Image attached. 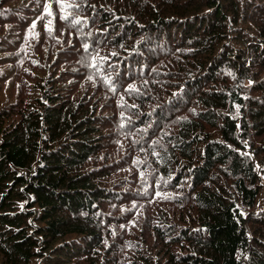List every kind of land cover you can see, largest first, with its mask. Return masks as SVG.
<instances>
[{
  "label": "trees",
  "instance_id": "trees-1",
  "mask_svg": "<svg viewBox=\"0 0 264 264\" xmlns=\"http://www.w3.org/2000/svg\"><path fill=\"white\" fill-rule=\"evenodd\" d=\"M0 96V264H264V0H0Z\"/></svg>",
  "mask_w": 264,
  "mask_h": 264
},
{
  "label": "rangeland",
  "instance_id": "rangeland-1",
  "mask_svg": "<svg viewBox=\"0 0 264 264\" xmlns=\"http://www.w3.org/2000/svg\"><path fill=\"white\" fill-rule=\"evenodd\" d=\"M45 49H47L46 44H44V46H43V50H45ZM110 77H111V76H110ZM111 78H112V77H111ZM7 84H8V83H7ZM16 85H17V83H16ZM74 86H75V85H74ZM74 86L66 85V91L69 92V91L71 90V88L74 87ZM0 99H1V96H0Z\"/></svg>",
  "mask_w": 264,
  "mask_h": 264
}]
</instances>
